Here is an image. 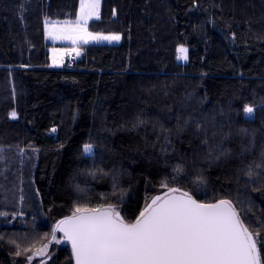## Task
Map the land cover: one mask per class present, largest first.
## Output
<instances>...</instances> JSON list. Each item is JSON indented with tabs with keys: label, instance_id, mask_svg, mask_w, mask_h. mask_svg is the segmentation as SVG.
<instances>
[{
	"label": "trees",
	"instance_id": "obj_1",
	"mask_svg": "<svg viewBox=\"0 0 264 264\" xmlns=\"http://www.w3.org/2000/svg\"><path fill=\"white\" fill-rule=\"evenodd\" d=\"M79 5L0 0V264H74L59 231L46 257H26L76 206L113 205L135 222L163 182L232 201L257 231L264 171L245 172L264 165V0H102L89 28L121 42L81 44L71 65L52 67L45 18L73 21Z\"/></svg>",
	"mask_w": 264,
	"mask_h": 264
},
{
	"label": "snow or ice",
	"instance_id": "obj_2",
	"mask_svg": "<svg viewBox=\"0 0 264 264\" xmlns=\"http://www.w3.org/2000/svg\"><path fill=\"white\" fill-rule=\"evenodd\" d=\"M99 7L100 0H80L76 20H66L62 27L45 18L48 37L68 40L73 45L120 41L119 33L105 35L88 31L89 20L93 16L99 18ZM73 51L76 56L80 55L78 49ZM188 51L187 47L179 45L177 60L187 61ZM52 53V63L57 65L64 55H71L56 48ZM243 112L251 116L254 108L246 105ZM10 117L16 119L17 112L13 110ZM138 122L144 123L142 120ZM51 131L55 132V129ZM242 131L247 133L246 129ZM82 151L91 155L93 145L85 143ZM211 151L210 148L209 153ZM4 152L0 146V162L6 161ZM24 152L25 149H19L21 156ZM221 155L227 153L221 152ZM183 171L179 165L174 169L176 176ZM260 171H264V165H249L245 175L252 179ZM176 176L171 182H176ZM193 183H203L202 177L198 176ZM162 187L168 191L163 196L151 198L134 223L126 222L113 205L98 208L76 206L71 215L59 220L52 232L46 234L48 243L26 259L46 257L49 245L53 241L60 242L56 236L59 231L71 243L76 264H264L258 246V228L264 227V221H256L257 231H249L232 201L219 199L214 203H202L187 191L168 187V182H163ZM16 255L21 252L17 251Z\"/></svg>",
	"mask_w": 264,
	"mask_h": 264
},
{
	"label": "rangeland",
	"instance_id": "obj_3",
	"mask_svg": "<svg viewBox=\"0 0 264 264\" xmlns=\"http://www.w3.org/2000/svg\"><path fill=\"white\" fill-rule=\"evenodd\" d=\"M101 5H102V0H100V7H99V10H100V8H101ZM79 8H80V5H79ZM78 14H79V11H78ZM77 16H78V15H77ZM94 19H97V18H96L95 16H93V18L89 20V22H88V26H87V27H88V31L93 32V33H103V34H105V35H107V34H109V33H115V32H94V31L90 30V28H89V23H90L92 20H94ZM75 20H76V19H75ZM75 20H73V21H75ZM54 22H58L57 26H58V27H62L64 21H54ZM45 30H46V25H45ZM120 35H121V34H120ZM121 37H122V36H121ZM46 39H47L48 42H50V43L53 44V45L50 47V55H51V65H52V67H55V68H59V67L63 66V65L65 64V60H66V57H67L68 55H64L63 60L61 61L60 64H58V65H57V64H53V63H52V55H53V53H52V49H53V48H56V49H58V50H60V51H62V52H65V53H74L73 49L76 48V49L79 50V48H78L79 45L83 44V43H81V44H79V45H73V44L71 43V41H68V40L51 39V38L48 37V35H47V31H46ZM121 40H122V38H121ZM121 40L118 41V42H112V43H109V42H99V43H93V44H115V43H120ZM89 44H90V43H89ZM68 46H69V47H68ZM187 48H188V47H187ZM57 58L59 59V54H57ZM93 150H94V147H93ZM55 225H56V224H54V227H55ZM263 237H264V236L260 233L259 241H261V239L263 240ZM259 241H258V243H260ZM258 246H259V244H258Z\"/></svg>",
	"mask_w": 264,
	"mask_h": 264
},
{
	"label": "water",
	"instance_id": "obj_4",
	"mask_svg": "<svg viewBox=\"0 0 264 264\" xmlns=\"http://www.w3.org/2000/svg\"><path fill=\"white\" fill-rule=\"evenodd\" d=\"M53 129H56V128H53ZM178 194V193H177ZM195 198V197H194ZM196 199V198H195ZM196 200H198V199H196ZM199 201V200H198ZM201 202V201H200ZM202 203H206V202H202ZM134 223V222H133ZM62 235H63V233L62 232H60ZM62 239L63 240H65L63 237H62ZM67 241V240H66ZM68 243H69V245H70V247H71V243L68 241ZM71 250H72V248H71ZM73 254V253H72ZM73 260H74V264H76V261H75V257H74V255H73Z\"/></svg>",
	"mask_w": 264,
	"mask_h": 264
},
{
	"label": "built area",
	"instance_id": "obj_5",
	"mask_svg": "<svg viewBox=\"0 0 264 264\" xmlns=\"http://www.w3.org/2000/svg\"><path fill=\"white\" fill-rule=\"evenodd\" d=\"M70 56V63L72 64L74 62V60L76 59V55L74 53H71Z\"/></svg>",
	"mask_w": 264,
	"mask_h": 264
},
{
	"label": "bare ground",
	"instance_id": "obj_6",
	"mask_svg": "<svg viewBox=\"0 0 264 264\" xmlns=\"http://www.w3.org/2000/svg\"><path fill=\"white\" fill-rule=\"evenodd\" d=\"M67 58H68V61H69V65H71V63H70V56L68 55Z\"/></svg>",
	"mask_w": 264,
	"mask_h": 264
},
{
	"label": "crops",
	"instance_id": "obj_7",
	"mask_svg": "<svg viewBox=\"0 0 264 264\" xmlns=\"http://www.w3.org/2000/svg\"><path fill=\"white\" fill-rule=\"evenodd\" d=\"M62 67V66H61Z\"/></svg>",
	"mask_w": 264,
	"mask_h": 264
}]
</instances>
